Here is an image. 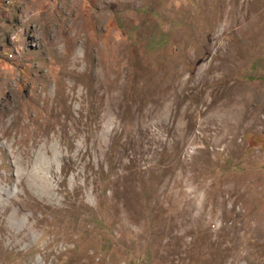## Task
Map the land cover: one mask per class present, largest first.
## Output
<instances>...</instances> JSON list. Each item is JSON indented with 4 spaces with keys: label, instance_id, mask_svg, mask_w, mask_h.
I'll use <instances>...</instances> for the list:
<instances>
[{
    "label": "rangeland",
    "instance_id": "374dc122",
    "mask_svg": "<svg viewBox=\"0 0 264 264\" xmlns=\"http://www.w3.org/2000/svg\"><path fill=\"white\" fill-rule=\"evenodd\" d=\"M210 262L264 264V0H0V264Z\"/></svg>",
    "mask_w": 264,
    "mask_h": 264
},
{
    "label": "bare ground",
    "instance_id": "6f19581e",
    "mask_svg": "<svg viewBox=\"0 0 264 264\" xmlns=\"http://www.w3.org/2000/svg\"><path fill=\"white\" fill-rule=\"evenodd\" d=\"M201 238H202V237H201ZM217 239H218V238H217ZM246 239H247V238H246ZM218 241H219V240H218ZM218 241H217V242H218ZM213 243H214V242H213ZM213 243H212V244H213ZM218 243H219V242H218ZM214 244H215V243H214ZM207 245H208V244H207ZM207 245H206V247H207ZM209 245H211V243H210ZM236 245H237V244H236ZM212 246H213V245H212ZM218 246H219V244H218ZM218 246H217V247H218ZM208 247H209V246H208ZM208 247H207V248H208ZM224 247H225V246H224ZM184 248H185V247H184ZM214 248H215V247H214ZM228 248H229V247H228ZM228 248H227V249H228ZM240 248H242V247H240ZM224 249H225V248H224ZM227 249H226V251H227ZM204 250H205V248H204ZM206 250H208V249H206ZM206 250H205V251H206ZM214 250H215V249H214ZM228 250H229V249H228ZM246 250H247V249H246ZM208 251H209V250H208ZM220 251H221V250H220ZM235 251H236V250H235ZM238 251H239V250H238ZM243 251H244V250H243ZM207 253H208V252H207ZM210 254H211V253H210ZM213 254H215V252H214ZM206 255H207V254H206ZM211 255H212V254H211ZM214 256H215V255H214ZM224 256H225V255H224ZM205 258H208V257H205ZM219 258H220V257H219ZM208 263H209V262H208ZM67 264H68V263H67ZM210 264H211V262H210ZM216 264H217V263H216Z\"/></svg>",
    "mask_w": 264,
    "mask_h": 264
},
{
    "label": "built area",
    "instance_id": "2783aa9c",
    "mask_svg": "<svg viewBox=\"0 0 264 264\" xmlns=\"http://www.w3.org/2000/svg\"><path fill=\"white\" fill-rule=\"evenodd\" d=\"M9 2V1H8Z\"/></svg>",
    "mask_w": 264,
    "mask_h": 264
}]
</instances>
